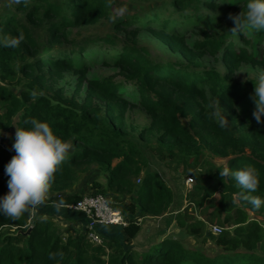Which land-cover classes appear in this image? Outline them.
I'll list each match as a JSON object with an SVG mask.
<instances>
[{"label":"trees","instance_id":"trees-1","mask_svg":"<svg viewBox=\"0 0 264 264\" xmlns=\"http://www.w3.org/2000/svg\"><path fill=\"white\" fill-rule=\"evenodd\" d=\"M114 1L0 0V38L24 36L15 48L0 47V195L8 191L4 168L15 154L14 132L9 134L16 127H29L26 121L36 118L71 145L50 180L51 195L45 203L61 198L63 206L78 203L84 195L65 191L79 174L96 165L107 174L108 184L106 189L96 185L92 193H103L130 222L122 228L123 238L115 236L97 245L85 232L71 234L55 220L33 215V210L18 219L0 216V264H264V254L258 252L259 244H264V226L257 221L244 225L242 210L235 218L239 226H233V216L222 209L214 207L207 214L224 228L220 235L211 230L202 235L205 224L200 221L190 225L201 242L214 243L213 255L202 248L189 249L174 238L151 242L142 252L132 247L141 231L137 218L162 216L174 199L166 180L149 169L146 149L169 171L193 179L187 196L190 206L209 204L218 187L229 197L243 191L231 176L221 177L220 170L245 166L258 174L257 189L249 195L264 199V124L252 117L254 107L247 109L246 103L252 104L245 100L248 88L231 80L244 64L264 67V57L242 29L238 33L242 43L233 40L229 30L234 23L230 20L225 27V17H218L220 32L201 28L203 38L188 41L187 30H182L197 27L200 5L216 8L214 2L173 0L169 14L165 7L138 15L118 12ZM245 5L246 0L232 9L246 11ZM186 9L194 12L185 15ZM100 23L110 26L104 36L88 41L72 37L74 30ZM145 30L179 54L182 62L154 57L141 48ZM260 36L264 38V30L251 31L252 38ZM103 54L114 55L102 58ZM208 56L223 61L226 73L199 69L201 59ZM100 58L115 73L90 78ZM69 72L77 75L72 96L64 86L57 87ZM238 107L247 118L237 115ZM136 109L149 118L137 136L133 133L137 129L127 122V114ZM214 111L221 112L225 126ZM204 144L227 161L225 166H209L213 161L201 151ZM141 175L136 189L133 180ZM125 195L132 199L125 200ZM180 213L179 222L190 215L188 207Z\"/></svg>","mask_w":264,"mask_h":264},{"label":"rangeland","instance_id":"rangeland-1","mask_svg":"<svg viewBox=\"0 0 264 264\" xmlns=\"http://www.w3.org/2000/svg\"><path fill=\"white\" fill-rule=\"evenodd\" d=\"M207 2H214L217 7L212 8L207 5L201 4V10L196 14V24L199 26L193 27L192 25L188 26L187 30V39L189 42H195L196 40H201L203 38L202 29H208L214 32H220V29L217 27L218 17L223 19L225 17V27L230 24L228 11L230 14L235 16L245 11L234 10L232 6H242L244 0H202ZM173 0H115L114 9L120 12V9H125L124 11L129 10V13H137L138 15H145L149 12H155L156 10L164 11V8L167 7L169 14L174 10L171 5ZM196 4V3H195ZM230 9V10H229ZM123 11V12H124ZM194 11L190 9H186L183 11V14H192ZM175 17L179 19H183L182 16L174 13ZM110 30V26L107 23H100L97 25L81 27L76 29L72 33V37H78V39L82 41H88L89 39L102 37ZM244 35L247 38L254 39L256 41L257 46L260 48V56L264 57V38L261 36L258 39L251 37L252 29L243 28ZM233 40L236 43H242V40L238 38V35L233 36ZM139 46L146 50L148 53H151L154 57L161 58L163 60H172L174 62H182V57L179 54L171 52L168 47L161 42L156 36H154L148 30H145L141 33L139 39ZM114 54H107L105 56L110 57ZM96 63L90 73V78H100L103 79L115 73L112 69L106 68L102 63ZM201 67L199 69H215L220 70L222 74L226 73L225 67L223 66V61L214 60L211 57H206L201 59L199 62ZM264 73V67L261 65H253V64H244L238 70H236L235 74L232 77V82L237 83L240 86L248 88L249 91L245 94V100L251 105L248 106L246 103L247 109L255 107L252 99L250 98L251 93L253 92L254 84L257 80V77ZM77 82V75L74 72H69L65 74V77L61 79L57 83L58 86H64L67 94L69 96L73 95V91L75 89V85ZM250 85V88L248 87ZM244 101V100H243ZM242 102V101H241ZM237 115L241 118H247L246 114L242 111L241 108L238 107ZM127 122L131 127H135L137 131L133 132L136 136L139 135V132L145 128L149 124V118L141 111L134 110L130 111L127 114ZM15 131H12L10 135ZM8 136V137H9ZM154 141V140H153ZM143 142H140V144ZM71 148V145L69 149ZM68 149V150H69ZM202 152H205L207 157L213 161L209 166H225L227 161L220 156L219 154L213 153L208 147H202ZM147 157H149V169L152 171H156L166 180L168 185L172 188L174 192V199L172 205L169 206L168 211L159 217H138V224L141 226V231L133 241L132 247L139 252L145 251L152 244L151 242L160 241L164 238H174L181 241L186 247L189 249H197L202 248L209 255H213L216 251L214 243L211 241L201 242L202 238L198 236L192 235L190 231L191 224H200L204 223L203 226L205 234L206 232L212 230L214 226H219L223 228L219 222L211 221L207 218V214L211 211H214V207L216 209H222L225 212L231 214L233 216V226H239L236 223V219L238 216L237 210H242L245 214L243 215L244 225L250 224L251 222L257 221L262 226H264V205H262L259 209H254L251 204L247 201H242L238 198L237 195H233L232 197L227 195L225 190L222 187H218L217 190L212 192V195L209 197L210 203L203 205H199V203L194 206H190L189 201L187 200V196L190 191L193 189V183L187 184L188 176H180L175 172L169 171L166 165L160 162L156 157H154L147 149L145 150ZM211 162V161H210ZM108 177L105 172L100 170V168L96 165H93L86 173L79 174L75 183L71 188L65 191V194H79L86 195L92 192V190H96V185H101L103 188H107ZM133 184L135 188H139L142 184V175L137 176L133 180ZM224 192L223 196L222 193ZM51 193L48 191V195ZM119 197V196H117ZM125 200L132 199L128 196H123ZM229 204V208H226V205ZM188 207V212L190 213L189 217H185L181 222L178 220V215L180 212H183ZM218 213V212H217ZM216 213V216L218 214ZM33 215L42 216L44 218L55 220L63 229H69L71 234L75 233H83L85 232L86 225L85 220L82 218L81 213L73 210H69L66 206H62L59 212H57L52 203H44L39 206L38 209L33 210ZM197 221V222H196ZM242 225V224H241ZM232 226V227H233ZM119 229V232L120 233ZM233 230V229H231ZM224 231V228H223ZM222 231V233H223ZM213 233V232H212ZM221 233V234H222ZM213 235H216L213 233ZM220 235V234H219ZM104 238V237H103ZM105 240V238H104ZM151 243V244H150ZM258 252L264 254V244H259Z\"/></svg>","mask_w":264,"mask_h":264},{"label":"clouds","instance_id":"clouds-1","mask_svg":"<svg viewBox=\"0 0 264 264\" xmlns=\"http://www.w3.org/2000/svg\"><path fill=\"white\" fill-rule=\"evenodd\" d=\"M19 2V0H18ZM246 11L238 15L229 14L234 26L229 30L232 35H238L243 28L255 31L264 30V0H246ZM125 9H120L123 12ZM24 39L23 33L14 37L0 38V47H17ZM254 84L250 98L254 103L252 117L258 124H264V73H261ZM221 126H225V119L220 111H214ZM29 127H16L12 137L11 149L14 155L5 164V175L8 177L6 185L8 191L0 195V216L18 219L22 214L29 213L45 203L48 195L50 180L65 159L70 147L68 141L62 140L53 133L45 121L31 118L26 121ZM221 177L231 176L236 185L243 191L238 198L247 201L254 209L264 205V199L252 196L258 186V174L252 166H245L235 170L224 168L220 170ZM64 205L61 198L53 202L57 212ZM62 258V253L55 254ZM49 258L54 254L49 253Z\"/></svg>","mask_w":264,"mask_h":264},{"label":"built area","instance_id":"built-area-1","mask_svg":"<svg viewBox=\"0 0 264 264\" xmlns=\"http://www.w3.org/2000/svg\"><path fill=\"white\" fill-rule=\"evenodd\" d=\"M186 182L191 184L193 179L187 178ZM66 208L77 211L86 218L87 239L97 245H103L105 242L98 232L99 227L120 226L123 228L130 223L120 210L112 206L108 197L100 192L86 194L78 203L67 205ZM222 231L223 228L219 226H214L211 230L216 235L221 234Z\"/></svg>","mask_w":264,"mask_h":264},{"label":"crops","instance_id":"crops-1","mask_svg":"<svg viewBox=\"0 0 264 264\" xmlns=\"http://www.w3.org/2000/svg\"><path fill=\"white\" fill-rule=\"evenodd\" d=\"M82 215V214H81ZM82 218L85 220V225H86V218L82 215ZM120 230V233L119 232ZM98 232L105 238L109 239L115 236H118L119 238L124 237V231L120 226H108V227H99Z\"/></svg>","mask_w":264,"mask_h":264},{"label":"water","instance_id":"water-1","mask_svg":"<svg viewBox=\"0 0 264 264\" xmlns=\"http://www.w3.org/2000/svg\"><path fill=\"white\" fill-rule=\"evenodd\" d=\"M31 230H32V228L30 227V228L27 230V232H25L24 234H25V235H29L30 232H31Z\"/></svg>","mask_w":264,"mask_h":264}]
</instances>
